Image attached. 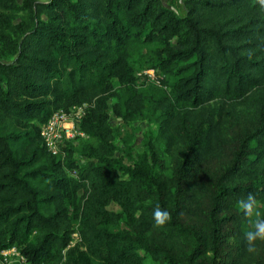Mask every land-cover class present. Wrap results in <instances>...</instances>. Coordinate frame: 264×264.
Wrapping results in <instances>:
<instances>
[{
	"label": "trees",
	"instance_id": "obj_1",
	"mask_svg": "<svg viewBox=\"0 0 264 264\" xmlns=\"http://www.w3.org/2000/svg\"><path fill=\"white\" fill-rule=\"evenodd\" d=\"M180 4L26 0L24 27L4 11L15 0H0V250L17 247L28 264L253 263L237 200L253 193L264 211V12L257 0ZM149 68L166 87L154 105L165 149L183 142L166 179L151 141L128 164L111 156L108 108L122 121L139 113L149 98L136 71ZM228 101L253 115L229 141ZM83 102L91 141L67 143L61 159L39 125ZM213 156L227 157L216 173ZM157 206L172 217L161 229Z\"/></svg>",
	"mask_w": 264,
	"mask_h": 264
},
{
	"label": "rangeland",
	"instance_id": "obj_2",
	"mask_svg": "<svg viewBox=\"0 0 264 264\" xmlns=\"http://www.w3.org/2000/svg\"><path fill=\"white\" fill-rule=\"evenodd\" d=\"M26 0H15L17 7L6 8L4 11L6 15L11 18L13 23H20L26 27L30 24V15L28 10L23 6V2ZM168 4H171L178 11H181V0H163ZM8 31L10 39H13L15 34L12 30ZM2 51V50H1ZM13 55L8 49L1 52V58H12ZM136 84L149 98L147 105L130 120L122 121L119 115L114 113L111 108H108V122L112 127L113 141L115 148L112 153L113 162L115 165L128 164L131 160L135 159L138 154L145 153L148 155L145 146L148 141H151L153 148L156 151L157 160L160 162L154 166V175L157 178H167L171 171V166L176 161L179 153L182 149L183 142L174 138L167 149L164 146V140L159 135L158 121H160L156 114L159 108L154 107L157 104V100L160 98V94L166 90L164 84H161L152 70L138 69L136 71ZM114 98L109 99V104L113 102ZM226 106L221 113V131L229 141L230 136L235 133L241 132L244 128L250 127L253 123L252 111L246 108L243 104L236 101L226 102ZM72 106V105H71ZM91 138L83 135L77 136L73 140V145L76 149L89 143ZM72 156L81 159L77 153H72ZM64 158V157H63ZM227 163V157L213 156L208 162V168L211 173H216ZM70 174H73V170L67 169ZM110 208H115V204L110 203ZM71 241L77 240L76 233L71 234ZM11 247V246H10ZM13 249L9 247L5 249V256L8 262L5 264H25L24 261H19L15 255L17 247L13 246ZM1 264V254H0ZM44 264V263H42ZM252 264H264V243L259 242L257 251L254 255Z\"/></svg>",
	"mask_w": 264,
	"mask_h": 264
},
{
	"label": "built area",
	"instance_id": "obj_3",
	"mask_svg": "<svg viewBox=\"0 0 264 264\" xmlns=\"http://www.w3.org/2000/svg\"><path fill=\"white\" fill-rule=\"evenodd\" d=\"M145 70L148 71L151 69ZM85 105L84 102L81 104H74L70 106L68 110L56 108L39 125V135L46 149L61 159L65 156L67 143H73V140L77 136L85 135V133L78 128V121L84 113ZM9 248L14 250L13 246ZM0 254L1 264L8 262L5 256V249L0 250ZM15 255L19 261H24L25 264H28L18 249L15 251Z\"/></svg>",
	"mask_w": 264,
	"mask_h": 264
},
{
	"label": "clouds",
	"instance_id": "obj_4",
	"mask_svg": "<svg viewBox=\"0 0 264 264\" xmlns=\"http://www.w3.org/2000/svg\"><path fill=\"white\" fill-rule=\"evenodd\" d=\"M257 2L260 10L264 12V0H257ZM237 206L247 223V229L244 232L245 249L249 253H255L257 243H264V211L261 210V205L253 193L239 198ZM171 219V214L167 210L161 209L159 206L154 208L153 221L155 228H164Z\"/></svg>",
	"mask_w": 264,
	"mask_h": 264
}]
</instances>
